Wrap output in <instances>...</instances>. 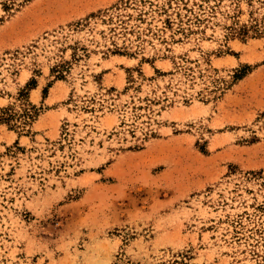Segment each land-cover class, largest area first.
<instances>
[{
  "label": "rangeland",
  "instance_id": "rangeland-1",
  "mask_svg": "<svg viewBox=\"0 0 264 264\" xmlns=\"http://www.w3.org/2000/svg\"><path fill=\"white\" fill-rule=\"evenodd\" d=\"M159 2L0 23V264H264V0Z\"/></svg>",
  "mask_w": 264,
  "mask_h": 264
},
{
  "label": "trees",
  "instance_id": "trees-1",
  "mask_svg": "<svg viewBox=\"0 0 264 264\" xmlns=\"http://www.w3.org/2000/svg\"><path fill=\"white\" fill-rule=\"evenodd\" d=\"M29 0H0V11L4 14L0 16V23L5 21L6 17L17 11L24 3ZM162 3L156 4L160 13L166 15L165 24L166 27H173L175 23L178 24V31L185 32L186 27L184 24H190L192 21L202 23L204 16L209 14H215L220 6H222L224 0H162ZM238 8L243 0H230ZM253 3L254 0H248ZM153 4V3H152ZM238 10V9H237ZM172 11V13H171ZM185 11V13H183ZM253 14V13H252ZM175 15V18H173ZM237 15L235 11V16ZM251 24H245L242 26H232L231 30L234 35L237 34L243 38L248 37L251 32L254 34H264L263 19L254 18V14L251 16ZM245 76L243 74H237L236 80H239ZM24 117L30 118L31 113L26 111ZM5 120V119H2Z\"/></svg>",
  "mask_w": 264,
  "mask_h": 264
}]
</instances>
